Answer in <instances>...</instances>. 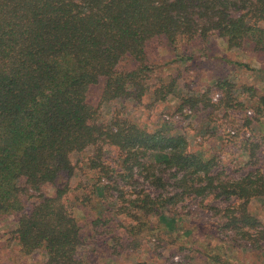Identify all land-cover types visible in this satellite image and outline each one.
Wrapping results in <instances>:
<instances>
[{
	"label": "trees",
	"instance_id": "1",
	"mask_svg": "<svg viewBox=\"0 0 264 264\" xmlns=\"http://www.w3.org/2000/svg\"><path fill=\"white\" fill-rule=\"evenodd\" d=\"M215 32L229 48L251 43L264 50V0H0V214L18 216L13 236L25 254L43 250L46 264H88L69 183L57 181L71 174V155L89 147L92 168L107 146L125 169L151 170L160 181L155 188L166 186L157 172L170 168L187 193L234 196L242 202L225 226L259 229L248 204L264 206V171L220 179L212 174L215 156L189 150L182 134L101 116L104 104L139 100L147 90L151 41L177 48L181 40ZM124 60L134 68L122 67ZM219 85L231 87L227 80ZM260 99L264 105V95ZM100 182L93 187L104 195ZM47 184L56 185L53 196L43 193ZM176 196L181 192L165 198L138 194L128 205L121 199L114 209L106 205V214L130 217L128 232L137 239L151 217L178 231V217L168 213ZM35 197L39 201L26 212Z\"/></svg>",
	"mask_w": 264,
	"mask_h": 264
},
{
	"label": "rangeland",
	"instance_id": "2",
	"mask_svg": "<svg viewBox=\"0 0 264 264\" xmlns=\"http://www.w3.org/2000/svg\"><path fill=\"white\" fill-rule=\"evenodd\" d=\"M147 48L149 72L143 83L147 90L139 100L104 104L102 120L130 118L151 132L167 128L182 134L189 150L205 159L215 156L212 174L220 179L232 181L249 170L264 171V105L260 99L264 95V50L251 43L229 48L216 32L206 39L181 40L177 48L157 39ZM121 66L133 69L134 63L124 60ZM223 80L231 87L220 86ZM105 149L95 168L89 163L93 147L73 153L71 174L57 181L69 183L74 216L82 228L80 251L88 264H264V206L260 201L248 204L261 221L259 229H229L225 225L242 200L187 193L178 188L175 170L170 168L157 172L166 186L155 188L153 184L160 181L151 170L144 166L127 170L116 150ZM99 180L98 186L107 187L104 195L93 187ZM55 190L53 184L43 187L48 196ZM177 191L181 196L169 204L168 213L178 217V231L151 217L137 239L128 232L133 224L130 217L106 214V205L114 209L121 200L128 205L138 194L165 198ZM38 201V197L28 200L26 212ZM17 217L0 214V264H46L43 250L31 254L21 250L13 236Z\"/></svg>",
	"mask_w": 264,
	"mask_h": 264
},
{
	"label": "built area",
	"instance_id": "3",
	"mask_svg": "<svg viewBox=\"0 0 264 264\" xmlns=\"http://www.w3.org/2000/svg\"><path fill=\"white\" fill-rule=\"evenodd\" d=\"M230 132H231L232 134H235V130H230Z\"/></svg>",
	"mask_w": 264,
	"mask_h": 264
}]
</instances>
